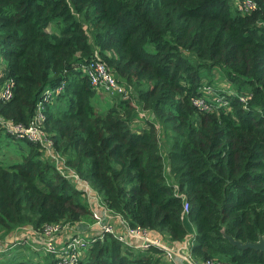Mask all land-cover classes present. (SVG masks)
<instances>
[{
  "label": "trees",
  "instance_id": "16d2710c",
  "mask_svg": "<svg viewBox=\"0 0 264 264\" xmlns=\"http://www.w3.org/2000/svg\"><path fill=\"white\" fill-rule=\"evenodd\" d=\"M255 1L241 12L235 0H0L1 63L15 79L0 112L27 123L42 90L63 83L46 130L111 213L174 241L188 220L195 259L264 264L262 250L238 244L264 239V0ZM93 57L135 96L109 95L97 110L81 68ZM214 67L230 86L214 81ZM205 84L221 96L205 99L210 109L194 101ZM1 131L0 144L13 137ZM13 138L4 143L18 156L0 159V233L89 216L83 190L36 142ZM78 264L168 263L158 247L104 232Z\"/></svg>",
  "mask_w": 264,
  "mask_h": 264
},
{
  "label": "built area",
  "instance_id": "2783aa9c",
  "mask_svg": "<svg viewBox=\"0 0 264 264\" xmlns=\"http://www.w3.org/2000/svg\"><path fill=\"white\" fill-rule=\"evenodd\" d=\"M235 5L241 12H250L257 7L255 0H235ZM0 57V100L7 101L14 95L15 79L13 76H7L4 73L3 65ZM82 71L87 76L91 86L96 91L105 92L108 95L120 94L123 97L129 96L128 87L117 80L112 70L107 64L97 58H91L87 63L82 65ZM63 90V83L55 86L45 87L40 97L35 103L31 118L27 123L15 121L0 112V129L12 136L25 138L36 142L41 151L43 158L50 160L55 169L64 177L81 188L90 203V199H95L97 205L101 207V211L105 214L94 215V224L100 227L98 233L85 234L78 231L67 230L70 228L68 222H56L46 224L41 232L44 236V248L52 254V264H78V262L86 255L87 249L92 241L96 238H103L104 232H111L119 240L124 241L136 249H149L152 246L158 247L162 251V256L168 264H179L181 259L187 260L193 264H225L215 259H195L189 252L191 244V235L181 239L178 243L169 239L157 231L142 226L140 224L130 225L121 216H114L109 211L106 203L103 202L100 195L96 193L89 182L80 177V175L71 168L66 162L62 153L56 148L53 137L46 130V107L55 97ZM202 91L204 95L197 97L194 101L197 105L210 109V105L205 99L219 103L221 96L214 95L211 85H203ZM241 100L246 102L245 96H240ZM223 103V102H222ZM246 103L244 104V106ZM188 210V201L183 202V211ZM118 219L124 230L116 231L111 220ZM22 230V229H19ZM63 231H69L66 238L57 241L55 237ZM40 232V233H41ZM15 236L8 245L1 248L4 243L0 242V252L6 248L15 245L18 240Z\"/></svg>",
  "mask_w": 264,
  "mask_h": 264
},
{
  "label": "rangeland",
  "instance_id": "374dc122",
  "mask_svg": "<svg viewBox=\"0 0 264 264\" xmlns=\"http://www.w3.org/2000/svg\"><path fill=\"white\" fill-rule=\"evenodd\" d=\"M212 78L214 79V81L216 82L218 81V85L226 86V83H227L230 86V83L227 82L222 77V71L219 67L212 68ZM125 85L128 87L130 95L135 96V90L133 86L130 87L129 86L131 85L130 83H127V84L125 83ZM109 98L110 96L107 95V93L96 91V94L93 97V103H94L95 108L97 110L103 109L109 103L108 102ZM135 125H136V122H135ZM13 137L7 136L5 134L2 135L1 138L3 140V143L1 141V144H0V159L1 160L2 159L8 160L11 158L13 159L18 156L16 153H14L11 150L12 143L10 144L4 143L6 139L10 141H14L16 138H13ZM169 139H170L169 133L164 131L163 128H160L159 130V140L161 143L160 147H161V152L163 153V159L165 163V173L168 178H170L169 166H168V159L165 153H166V148H167ZM115 215L121 216L118 213H116ZM89 216H91V213L89 214ZM90 218H91L90 223L92 222V224H94L95 216H91ZM185 225L187 228V234L192 235L194 233L193 224L189 222L188 220H186ZM19 229H22V230H19ZM42 233L43 232L40 233L36 231L30 224H24L19 228H14L6 234L0 233V242L4 243V245L1 248L8 245V243L11 240H13L15 236L18 237L17 239L21 237L22 239L21 242H24L23 240H27V242L23 244H19L16 247H13V248L9 247V248L2 250L0 252V255L4 252L5 254L0 258V264H47V261L52 259V254L44 248V243H43L44 236L42 235ZM60 233H58L57 237L55 238L58 239ZM27 237H30L32 239H28ZM35 247H40V248L37 249Z\"/></svg>",
  "mask_w": 264,
  "mask_h": 264
},
{
  "label": "crops",
  "instance_id": "0c3cea01",
  "mask_svg": "<svg viewBox=\"0 0 264 264\" xmlns=\"http://www.w3.org/2000/svg\"><path fill=\"white\" fill-rule=\"evenodd\" d=\"M89 208H90V213H91V216H94V215H103V214H105L104 212H102L101 211V207L100 206H98L97 205V202H96V200L95 199H90V203H89ZM89 213V214H90ZM115 217L117 216V215H115V214H113ZM91 216H87V217H85V218H83V219H81V220H79V221H77V222H75V223H73V224H70V228L69 229H67V230H70V231H78V232H83V233H85V234H90V233H98L99 232V229H100V227H98V226H96L95 224H92V222L90 223V217ZM111 222L113 223V225H114V228H115V230L116 231H122V230H124L123 229V227H122V225H121V223L119 222V220L117 219L116 220V218L115 219H113V220H111ZM92 224V225H91ZM14 233V232H13ZM159 234H161V233H159ZM69 235V231H63V232H61L60 233V235H59V237H58V239H56L57 241H60L61 239H63V238H66L67 236ZM162 235V234H161ZM193 235V234H192ZM191 235V236H192ZM28 239H32V238H30V237H27ZM192 238V237H191ZM22 241V239H21V237H19V239L18 240H16L15 242H17V243H15V245H13L11 248H13V247H15L16 245H18V244H23V243H25V242H27V240H23L24 242H21ZM31 241V240H30ZM175 243H178L179 241H174ZM35 248H40V247H35ZM5 254V252L4 253H2L1 255H0V258L3 256ZM179 264H193V263H191V262H189V261H187V260H183V259H181V261H179Z\"/></svg>",
  "mask_w": 264,
  "mask_h": 264
},
{
  "label": "water",
  "instance_id": "95a60500",
  "mask_svg": "<svg viewBox=\"0 0 264 264\" xmlns=\"http://www.w3.org/2000/svg\"><path fill=\"white\" fill-rule=\"evenodd\" d=\"M239 246L241 247H246V246H249V247H252V248H257V249H260L264 252V239H260L259 241L257 242H246V243H238Z\"/></svg>",
  "mask_w": 264,
  "mask_h": 264
}]
</instances>
